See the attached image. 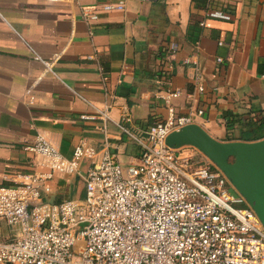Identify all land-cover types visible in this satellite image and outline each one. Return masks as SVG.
Masks as SVG:
<instances>
[{"label":"crops","instance_id":"1","mask_svg":"<svg viewBox=\"0 0 264 264\" xmlns=\"http://www.w3.org/2000/svg\"><path fill=\"white\" fill-rule=\"evenodd\" d=\"M117 1L0 0V186L43 171L24 150L37 134L66 158L79 143L98 150L107 142L126 166L138 162L139 147L114 124L125 113L133 120L125 124L129 132L144 136L167 119L170 106L220 142L240 141L237 127L226 131V117L264 118V74L257 72L264 59V0H211L208 11L227 12L230 20L205 18L191 0H124L123 11L100 12L96 23L80 17L81 6ZM55 54L60 58L49 67L36 57L49 61ZM197 70L203 93L193 81ZM170 89L181 96L167 106L157 97ZM73 91L94 107L108 105L114 123L103 130L99 119L80 120L94 110ZM50 188L45 202L84 197L79 176L56 175ZM14 235L0 220V242Z\"/></svg>","mask_w":264,"mask_h":264},{"label":"built area","instance_id":"2","mask_svg":"<svg viewBox=\"0 0 264 264\" xmlns=\"http://www.w3.org/2000/svg\"><path fill=\"white\" fill-rule=\"evenodd\" d=\"M124 6V0L81 6L80 17L96 23L100 12ZM205 18L231 19L223 11H207ZM60 55L36 57L49 67ZM193 81L203 93L198 70ZM73 94L94 110L80 120L99 119L103 130L114 123L108 105L94 107ZM180 96L170 89L157 98L169 106ZM132 122L125 113L114 123L139 147L138 162L126 166L107 142L98 150L79 143L66 158L42 134L34 137L24 150L43 171L18 174L14 184L0 186V220L15 232L0 242V264H264V228L247 201L198 149L166 144L171 132L192 124V116L177 117L169 106L167 119L153 123L144 136L129 132L125 124ZM56 175L81 177L83 199L43 201Z\"/></svg>","mask_w":264,"mask_h":264},{"label":"water","instance_id":"3","mask_svg":"<svg viewBox=\"0 0 264 264\" xmlns=\"http://www.w3.org/2000/svg\"><path fill=\"white\" fill-rule=\"evenodd\" d=\"M166 144L173 149L191 146L203 153L247 201L264 228V139L220 142L190 124L171 132Z\"/></svg>","mask_w":264,"mask_h":264},{"label":"trees","instance_id":"4","mask_svg":"<svg viewBox=\"0 0 264 264\" xmlns=\"http://www.w3.org/2000/svg\"><path fill=\"white\" fill-rule=\"evenodd\" d=\"M193 7L198 10L208 11L211 0H191ZM257 72L259 75L264 74V59L259 60ZM239 130L238 140L243 142H254L264 139V118L260 122L247 120L242 122L240 116L231 115L225 118V129L227 132L233 129Z\"/></svg>","mask_w":264,"mask_h":264},{"label":"rangeland","instance_id":"5","mask_svg":"<svg viewBox=\"0 0 264 264\" xmlns=\"http://www.w3.org/2000/svg\"><path fill=\"white\" fill-rule=\"evenodd\" d=\"M77 246H79V245H77Z\"/></svg>","mask_w":264,"mask_h":264}]
</instances>
